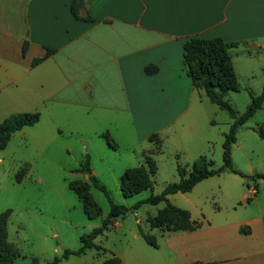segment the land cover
I'll return each mask as SVG.
<instances>
[{"label": "crops", "instance_id": "obj_1", "mask_svg": "<svg viewBox=\"0 0 264 264\" xmlns=\"http://www.w3.org/2000/svg\"><path fill=\"white\" fill-rule=\"evenodd\" d=\"M193 37L237 42L229 53L239 83L247 82L241 91L261 94L264 0H0V123L40 115L0 149L20 138L42 154L67 137L69 153L75 144L97 146L109 168L125 146L135 167L149 156L189 171L199 157L213 155L219 113L188 76L184 44ZM47 49L54 51L45 57ZM227 173L233 177L222 180L223 200L169 196L190 212L195 229H156L158 248L138 242L134 231L137 244L128 241L124 253L114 254L122 264H264V189L250 199L245 178ZM254 175L264 173L248 178Z\"/></svg>", "mask_w": 264, "mask_h": 264}, {"label": "rangeland", "instance_id": "obj_2", "mask_svg": "<svg viewBox=\"0 0 264 264\" xmlns=\"http://www.w3.org/2000/svg\"><path fill=\"white\" fill-rule=\"evenodd\" d=\"M258 80L252 82L257 83ZM246 83L245 80L240 81L242 88ZM226 100L241 114L245 112L250 96L242 90L239 93L230 92ZM216 108L219 113L215 115L211 130L218 143L213 145L214 153L209 159L218 168L223 165V135L229 131L231 118L226 111ZM262 132L264 135V108L241 127L231 151L233 168L244 175L245 190L250 199L254 196L249 190L251 178L248 176L251 173H264ZM69 146L67 137L60 138L58 142L46 146L48 149L42 154H38L31 150L27 139L15 138L7 149H0V214L11 211L8 239L20 252L15 264H50L56 257H62L66 250L77 251L82 245L83 235L102 226L111 209L105 194L90 185L89 192L102 213L96 219H89L84 213L82 201L69 187L73 181L90 182L89 174L76 172L87 157L91 171H95V176L106 186L112 201L129 209L152 194H161L167 185L178 182L180 178L174 163L168 161L157 164L153 190L125 197L120 189V177L125 171L122 169L126 165H131L126 166L128 169L136 165L130 164V153L125 146L121 158L115 155L118 161L110 168L107 166L110 162L108 158L106 162L99 160L107 156L97 146L87 145L88 150H85L82 145L75 144L73 153L68 152ZM227 172L210 178L197 185L192 192L181 196H187L186 202L193 203L201 200L204 195H208L207 200H212V196L223 200L222 180L232 176L227 175ZM257 188L264 189V183L258 184ZM164 206L165 203L158 206L143 204L137 210L131 209L125 217L114 220L109 229L96 240V244L102 248L100 252L92 249L83 255H71L59 264H105L114 252L124 253L128 241L137 244L131 238L134 231L140 234V230H143L157 239L159 232L151 229L147 219L156 215ZM116 222L120 224L119 227H115ZM138 242L144 244L142 237Z\"/></svg>", "mask_w": 264, "mask_h": 264}, {"label": "trees", "instance_id": "obj_3", "mask_svg": "<svg viewBox=\"0 0 264 264\" xmlns=\"http://www.w3.org/2000/svg\"><path fill=\"white\" fill-rule=\"evenodd\" d=\"M238 45L237 42L229 43L221 38L202 39L198 37L190 38L184 44V64L193 87L197 90L204 91L209 101L226 111L233 122L229 132L224 135L222 145L223 165L221 167H214L213 162L206 156H201L195 160L190 166L189 171L178 166L177 171L180 177L178 182L170 183L164 188L161 194H152L131 208L132 210H137L143 204L158 206L161 203H165V207L158 211L156 215L148 217L147 221L151 229L169 232L192 231L195 229V226L191 221L190 212L173 205L169 196L177 193H189L203 180L219 176L226 171L240 174L233 168L231 157L232 147L237 141V134L241 127L262 108L264 104V88L259 95L250 93V103L245 112L241 114L226 100V96L230 92H241L240 83L229 53L230 49ZM53 51V49H47L45 57ZM41 61L42 59H37L33 61V65ZM147 71L153 73L155 72V68L148 67ZM39 118L40 115L38 113L15 114L0 123V148L3 149L7 145L15 132L20 131L24 127L35 125L39 121ZM261 135L263 136V134ZM152 137L151 141L156 138V136ZM105 138L110 147L115 146L108 135ZM76 172L90 175L89 183L73 181L69 184L70 189L82 201L85 215L89 219H96L102 213L89 192L90 185L102 191L108 198L111 205L110 213L103 220L102 226L83 235L82 245L77 251L66 250L62 257H56L50 264H59L71 255H83L92 249L100 252L102 248L96 244V240L109 229L114 220L125 217L131 211V209L117 205L112 201L106 186L92 174L89 157L86 158L85 162ZM156 173L157 164L149 156L145 158V165L126 169L120 177L122 195L132 197L143 191L153 190V176ZM250 178L264 179V176L254 175ZM10 216L11 211L0 214V264H15L16 259L20 256L18 247L8 239ZM140 235L149 246L153 248L159 247L155 236L145 233L143 230H140ZM105 264H122V260L113 254L112 257L105 261Z\"/></svg>", "mask_w": 264, "mask_h": 264}, {"label": "built area", "instance_id": "obj_4", "mask_svg": "<svg viewBox=\"0 0 264 264\" xmlns=\"http://www.w3.org/2000/svg\"><path fill=\"white\" fill-rule=\"evenodd\" d=\"M250 183H251V185L249 186V190H250V192L253 194V195H255L256 193H257V187H258V184H257V182H256V180L255 179H251L250 180Z\"/></svg>", "mask_w": 264, "mask_h": 264}]
</instances>
